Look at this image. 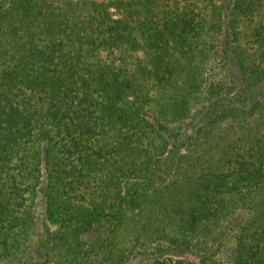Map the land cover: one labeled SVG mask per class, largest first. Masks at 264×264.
Wrapping results in <instances>:
<instances>
[{
  "label": "trees",
  "instance_id": "obj_1",
  "mask_svg": "<svg viewBox=\"0 0 264 264\" xmlns=\"http://www.w3.org/2000/svg\"><path fill=\"white\" fill-rule=\"evenodd\" d=\"M133 259L264 264V0H0V264Z\"/></svg>",
  "mask_w": 264,
  "mask_h": 264
},
{
  "label": "rangeland",
  "instance_id": "obj_2",
  "mask_svg": "<svg viewBox=\"0 0 264 264\" xmlns=\"http://www.w3.org/2000/svg\"><path fill=\"white\" fill-rule=\"evenodd\" d=\"M96 1H102V0H96ZM36 214L38 221L34 231L35 233L33 234V239L30 243L31 248L29 250V253L32 252L33 258L35 256H38V252L42 248V245L47 239V236L55 229V227L52 224H50L47 220L44 219L41 203L38 204L37 206ZM231 242L232 239L229 237L226 241V245H230ZM134 263L135 260L133 259L127 262L126 264H134Z\"/></svg>",
  "mask_w": 264,
  "mask_h": 264
}]
</instances>
